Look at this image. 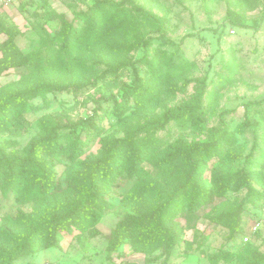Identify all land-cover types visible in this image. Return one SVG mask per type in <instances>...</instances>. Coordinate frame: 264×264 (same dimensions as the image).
<instances>
[{"label":"rangeland","instance_id":"374dc122","mask_svg":"<svg viewBox=\"0 0 264 264\" xmlns=\"http://www.w3.org/2000/svg\"><path fill=\"white\" fill-rule=\"evenodd\" d=\"M137 6L164 18L165 35L143 18ZM94 11L105 13L107 20L89 39L86 14ZM113 14L118 16L110 23ZM0 21L16 28V43L23 54L41 61L29 72L18 67L0 75V141L5 142L6 161L26 152L43 121L66 125L70 139L51 157L52 185L43 198L26 201L9 183L0 181V226L10 224L8 218L20 211L52 214L58 204L57 211L68 209L69 196L81 190V186L70 188L69 177L83 170L84 162L91 165L108 137H124L135 125L161 117L167 109L175 110L193 100L202 80L207 82L199 110L172 120L165 128L140 133V144L151 146L159 159L168 160L166 166L159 165V159L144 164L151 174L142 198L123 200L136 180L123 171L116 184L104 182V198L91 205L93 211L103 212L95 226L100 234L92 237L80 228L59 229L57 246L38 251L29 247L14 264H249L252 256L235 254L218 263L213 256L238 253L245 247L258 255L264 253V212L259 207L264 198V0H16L0 9ZM242 22L247 26L241 27ZM70 26L78 29V39L72 38L74 45L64 52L61 38ZM6 37L0 31V44ZM144 56L145 62L137 64L140 76L156 90L148 102L138 104L131 94L126 103L122 97V83L133 80L131 67L118 80L100 79L93 84L109 63ZM151 64L160 71L153 72ZM51 80L69 88L25 96L14 116L4 110L17 90ZM120 104L127 107L124 114L119 113ZM95 110L98 116L93 126L78 124ZM74 126L76 132L70 130ZM221 126L227 128L230 142L222 139L221 131L217 133L219 149L207 151L202 180L213 187L219 177H232L225 197L213 196L198 210L186 208L175 214L178 235L168 258L161 244L137 250L133 246L140 245L138 240H124L118 250H111L108 236L120 223L152 210L179 184L185 169L178 158H169L171 154L180 153L194 140L209 139L211 129ZM78 136L83 142L79 153L72 148ZM243 171L253 189L245 186ZM215 207L214 217L239 208L244 232L237 234L225 222L205 216ZM167 208L173 212L176 204ZM259 220L260 229L245 241Z\"/></svg>","mask_w":264,"mask_h":264},{"label":"trees","instance_id":"16d2710c","mask_svg":"<svg viewBox=\"0 0 264 264\" xmlns=\"http://www.w3.org/2000/svg\"><path fill=\"white\" fill-rule=\"evenodd\" d=\"M138 11L143 12V18L149 22H153L161 35H165L163 17L153 12L146 11L141 7H136ZM117 14L110 17V23H114ZM86 20L89 26L88 38L96 36L98 26L107 20V15L102 13L98 15L97 11L86 14ZM241 27H246V22H242ZM0 31L7 35L6 39L0 44V75L9 72L13 68H24L29 72L33 67L39 64L38 57H28L23 54L16 43L17 31L15 27L6 26L0 21ZM78 29L70 26L61 38V46L64 52H69L74 45L72 38L78 39ZM87 42V40H86ZM78 43V40L77 42ZM147 45V42L145 43ZM146 57L136 60H120L116 63H109L100 75L96 76L93 84L97 81L113 78L118 80L127 67L133 69L132 83H122L124 90L123 98L128 103L132 94L137 101L142 104L146 103L155 95V88L144 83L139 73L137 64L144 63ZM150 68L153 72L160 71L159 67L151 64ZM113 80V81H114ZM68 89L69 86H63L56 80L41 82L34 88H22L17 90L10 99L9 107L5 106L4 110L16 115L20 102L27 95L34 97L41 92ZM207 82L202 80L197 92L193 96V100L186 101L175 110L167 109L161 117L154 116L146 120L144 123L135 125L130 133L124 137L110 136L105 140V146L101 150L100 155L95 158L91 165L84 162V169L74 172L69 177V186L72 190H76L81 186L79 194L69 196V207L64 211H57L59 204L54 206L52 214L45 211H36L32 215L20 211L17 217H9L10 224H2L0 226V264H14V262L26 254V249L32 247L34 251L50 248L59 244L56 237L59 229L73 230L80 228L81 231H89L92 237L100 234V230L95 226L101 221L102 211H93L92 204L102 200L106 194L105 181L117 183L118 179L123 176V171L128 175L136 177L133 187L123 200L137 201L142 198V194L146 190V182L150 178V171L144 168L145 163H152L159 157L155 154L154 149L149 146L145 148L139 143V135L141 132H151L157 128H165L172 120H179L184 114H191L202 107L203 98L206 93ZM151 98V99H150ZM18 100V102H17ZM25 100V98H24ZM120 114L126 112L125 104H120ZM98 116L95 110L91 118L80 120L83 128L94 125V119ZM71 125H75L71 123ZM66 125L58 122L43 121L37 136L31 141L25 153L15 156L12 161H6L5 142L0 141V157L3 164L0 163V181L9 183L16 192L24 200L30 201L35 196L43 198L49 192L52 185L50 177L52 176L53 160L60 149L63 142H70L69 136L66 135ZM71 131L76 132V127H72ZM221 133L222 139L230 142V135L225 126L221 128L213 127L210 131V138L205 140H194L189 143L180 153L171 154L181 162L185 171L179 179V184L174 185L167 199L162 203L155 205L152 210L144 214H133L128 219L120 223L117 228L108 236L109 246L111 250L119 249L120 244L124 240H138L140 245H134L139 251H146L148 248L155 247L158 244L165 246L166 258L172 251L178 231L177 225L173 221L175 214L184 212L187 208L189 211L200 209L203 205L209 204L213 196L225 197L226 191L230 185L232 177L229 175L219 177L213 187H208L203 183L202 174L207 165L206 153L208 150L213 151L219 149V143L216 139L218 132ZM78 141L73 143L74 152H81L83 142L81 137H77ZM222 152V151H220ZM160 158L157 163L166 166L168 160ZM245 179V186L253 189L248 173L242 172ZM83 181V182H82ZM145 184V185H144ZM76 186V188H75ZM255 195L259 193L253 192ZM68 200V201H69ZM264 198L260 202L261 209ZM176 204L173 212H169L167 206ZM218 208L215 207L212 214H206L211 221L219 223L225 222L234 232L242 234L244 232L242 221L239 216V208H231L227 212L221 213L219 216H213ZM91 229H88L89 227ZM53 236V237H52ZM142 243V245H141ZM246 244V243H245ZM147 249V250H148ZM32 250V251H33ZM239 254L240 256L250 257L252 261L249 264H264V253L258 255L252 247L240 249L238 253L225 251L216 253L213 256V262L218 263L221 260H230L232 256ZM257 256L253 258L255 255Z\"/></svg>","mask_w":264,"mask_h":264},{"label":"built area","instance_id":"2783aa9c","mask_svg":"<svg viewBox=\"0 0 264 264\" xmlns=\"http://www.w3.org/2000/svg\"><path fill=\"white\" fill-rule=\"evenodd\" d=\"M15 1L16 0H0V8L7 7V6L13 4ZM261 211L264 212V203L261 206ZM260 222H261V220H259L258 222H256L255 224L252 225L249 234H247L244 237L245 241H248L252 235H255L258 232V230L260 229V226H261Z\"/></svg>","mask_w":264,"mask_h":264},{"label":"crops","instance_id":"0c3cea01","mask_svg":"<svg viewBox=\"0 0 264 264\" xmlns=\"http://www.w3.org/2000/svg\"><path fill=\"white\" fill-rule=\"evenodd\" d=\"M1 9V8H0Z\"/></svg>","mask_w":264,"mask_h":264}]
</instances>
